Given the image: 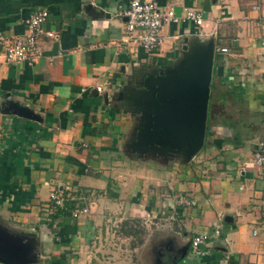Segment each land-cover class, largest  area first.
Instances as JSON below:
<instances>
[{"label":"crops","instance_id":"obj_1","mask_svg":"<svg viewBox=\"0 0 264 264\" xmlns=\"http://www.w3.org/2000/svg\"><path fill=\"white\" fill-rule=\"evenodd\" d=\"M127 1L0 0L1 36L21 37L38 10L54 32L37 36L31 62H7L0 47V251L15 264H107L102 236L136 218L171 239L175 264H264V168L252 158L264 139V0H154L202 22L163 24L152 51L125 40ZM209 40L201 147L188 160L135 149L141 115L124 99L187 41Z\"/></svg>","mask_w":264,"mask_h":264},{"label":"water","instance_id":"obj_2","mask_svg":"<svg viewBox=\"0 0 264 264\" xmlns=\"http://www.w3.org/2000/svg\"><path fill=\"white\" fill-rule=\"evenodd\" d=\"M181 51V59L171 67L145 72L140 87L131 89L124 100L141 115L134 134L135 149L160 155L179 153L188 160L203 142L212 40L187 41ZM0 262L17 263L1 251Z\"/></svg>","mask_w":264,"mask_h":264},{"label":"built area","instance_id":"obj_3","mask_svg":"<svg viewBox=\"0 0 264 264\" xmlns=\"http://www.w3.org/2000/svg\"><path fill=\"white\" fill-rule=\"evenodd\" d=\"M252 8L257 9L254 5ZM47 11L38 10L31 13L24 20V33L21 37L7 38L0 35V47L3 49L4 58L7 62H31L39 55L37 36L41 33L47 37H53L54 32L44 30L43 22L46 19ZM124 20L125 40L138 43L143 49L152 51L161 43L162 36L160 30L163 24L168 22H192L196 25L201 24L202 17L198 11L193 9H182L176 13L173 8L161 9L154 0H128L126 7L121 12ZM262 54L264 56V43L261 44ZM221 52L226 48H219ZM97 91H101L100 86H96ZM254 164L264 168V139L259 140L252 153ZM264 193V185H263ZM49 199L54 205L62 204L60 191L52 190L49 193ZM177 205L192 206L195 204L193 199L179 197L176 200ZM87 208L82 206L73 210L72 215L86 212ZM205 240V236L197 234L192 236L190 244L192 251L197 253V246Z\"/></svg>","mask_w":264,"mask_h":264},{"label":"rangeland","instance_id":"obj_4","mask_svg":"<svg viewBox=\"0 0 264 264\" xmlns=\"http://www.w3.org/2000/svg\"><path fill=\"white\" fill-rule=\"evenodd\" d=\"M160 232L157 233V230L153 231L150 227V230L145 229V234L142 231L129 237L116 236L114 232L107 230L102 236L103 248L100 254L105 257L107 264H165L174 251L171 239L161 240ZM131 242H134V246L130 248Z\"/></svg>","mask_w":264,"mask_h":264},{"label":"trees","instance_id":"obj_5","mask_svg":"<svg viewBox=\"0 0 264 264\" xmlns=\"http://www.w3.org/2000/svg\"><path fill=\"white\" fill-rule=\"evenodd\" d=\"M62 197V203H63V200H64V196H61ZM52 202V201H51ZM53 204V202H52ZM69 206H67L68 209L71 208V206L73 205L72 203H69L68 204ZM56 208H66L65 206L63 207V204H61L60 206H57V205H54ZM66 213V212H64ZM140 221L136 218H126L124 220H121L119 225H118V229H117V232L120 233L122 236H136L137 234H140L143 230L140 228ZM133 243V244H132ZM137 245V241H136V244L135 246ZM131 246H134V242H131ZM173 260L172 261H168L166 264H175V262L179 261L178 257H172Z\"/></svg>","mask_w":264,"mask_h":264}]
</instances>
